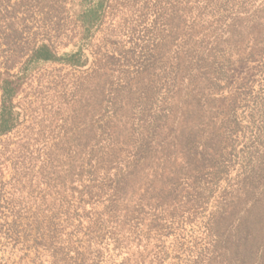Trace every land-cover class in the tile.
Segmentation results:
<instances>
[{
	"label": "rangeland",
	"instance_id": "rangeland-1",
	"mask_svg": "<svg viewBox=\"0 0 264 264\" xmlns=\"http://www.w3.org/2000/svg\"><path fill=\"white\" fill-rule=\"evenodd\" d=\"M80 1L0 0V81L18 84L17 126L0 136V264L211 263L215 253L203 238L212 206L168 211L162 196L140 206L143 194L153 195L144 172L128 207L109 212V192L101 189L108 180L99 165H88L95 152L107 149V157L119 159L130 141H139L137 96L155 67H164L167 0H109L86 41L83 68L40 63L23 72L42 40L58 54L76 49ZM190 1L181 2L174 19L178 33L191 31L203 7V0ZM259 44L249 62L229 69L221 96L224 111L235 107L241 119L264 96L263 39Z\"/></svg>",
	"mask_w": 264,
	"mask_h": 264
},
{
	"label": "trees",
	"instance_id": "trees-1",
	"mask_svg": "<svg viewBox=\"0 0 264 264\" xmlns=\"http://www.w3.org/2000/svg\"><path fill=\"white\" fill-rule=\"evenodd\" d=\"M172 1L164 8V67H155L156 75H150L143 87L145 94L137 96L142 101L139 141H130L119 159L111 153L107 157V149L95 152L88 165H99L108 180L109 186H101L109 192L105 210L119 213L120 205L128 207L145 172L148 194L153 195L143 194L140 206L153 198L158 204L162 196L168 211L213 207L203 239L215 255L207 264H264V96L242 119L235 107L224 111L221 102L229 69L249 62L262 39L264 44V0H203L191 31L182 33L175 29L174 19L184 0ZM108 4L109 0H81L76 49L58 54L51 41L42 40L23 72L40 63L83 68L88 60L86 41L102 24ZM17 89L14 81H0V136L17 126L12 103ZM247 128H253L251 144L245 141Z\"/></svg>",
	"mask_w": 264,
	"mask_h": 264
}]
</instances>
